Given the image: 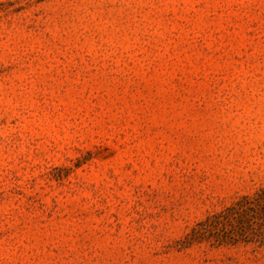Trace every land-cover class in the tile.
<instances>
[{
    "label": "rangeland",
    "instance_id": "rangeland-1",
    "mask_svg": "<svg viewBox=\"0 0 264 264\" xmlns=\"http://www.w3.org/2000/svg\"><path fill=\"white\" fill-rule=\"evenodd\" d=\"M263 189L264 0H0V264H264Z\"/></svg>",
    "mask_w": 264,
    "mask_h": 264
},
{
    "label": "trees",
    "instance_id": "trees-1",
    "mask_svg": "<svg viewBox=\"0 0 264 264\" xmlns=\"http://www.w3.org/2000/svg\"><path fill=\"white\" fill-rule=\"evenodd\" d=\"M258 209L261 210L264 215V189L255 194L253 197L244 196V201H238L237 204L229 206L228 208L215 214L206 223L205 228L198 231V236L212 235L216 236L219 240L234 239L236 235L242 236V232L236 231L235 234H230L225 230V225L228 222L233 229H236V223L239 225L237 228H243L246 226L249 230V217L255 213H258ZM249 237V232H248ZM261 233H255V236H259Z\"/></svg>",
    "mask_w": 264,
    "mask_h": 264
}]
</instances>
